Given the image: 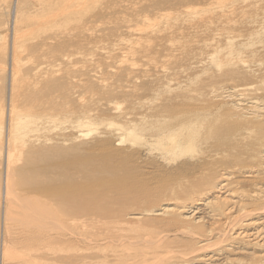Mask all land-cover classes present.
<instances>
[{
  "label": "bare ground",
  "instance_id": "obj_1",
  "mask_svg": "<svg viewBox=\"0 0 264 264\" xmlns=\"http://www.w3.org/2000/svg\"><path fill=\"white\" fill-rule=\"evenodd\" d=\"M117 1L121 0H81L77 4L108 5ZM201 1L214 5L202 19H195L194 15L199 12L194 8L185 12L181 9ZM75 6L76 0H0V151L5 152L0 160V199L4 213L0 239L4 247H9L18 236L55 245L58 240L71 239L81 231L84 235L88 232V236L89 233L116 234V239L106 240L109 244L95 240L91 244L95 247L88 248L87 253L72 246L68 252L49 247L43 254L11 257L9 261L1 254L0 264H264V0H153V8L158 6V10L169 11L153 13L159 21L165 18V31H158L157 27L158 33L143 36L146 32L139 37L132 34L137 27L131 28L132 33L127 27L126 33H121L129 46H137L140 49L136 50L141 53L144 50L146 55L160 41H171L170 50L173 41L180 39L179 43L181 40L187 43L191 32L211 30L214 26L215 36L212 32V40L202 42L206 51L202 48L187 59L189 69L197 70L193 74L180 76V73L178 77L170 71L175 70L170 69L173 63L169 67L164 65L168 61L178 65L175 59L180 56L174 52L175 48L160 55L161 59L153 53L147 54L148 59L141 58V53L135 51L139 53V62L130 61L129 69L123 67L128 66L129 58L125 56L123 61L124 54L119 57L121 52L118 53L127 48L116 51L120 60L116 55L114 58L120 61H116L123 67L120 70L124 69L121 71L123 82L125 79L129 83L137 66L144 78L139 85L136 81L117 83L123 94L127 86L137 92L135 100L132 97L134 103L130 102L127 91L124 94L130 106L104 105L121 118L118 126L121 137L116 140L121 144L129 141V145L138 144L148 154L149 161L141 159L139 149H124L127 156L120 155L106 134L98 136L93 143H77V136L88 135L83 130L91 131L95 125L91 119L95 108L90 106L85 107L88 109L86 113L84 109L82 117L54 130L62 121H67L65 115L73 108L69 104L73 100L71 90L81 82L77 78V83L73 76L75 48L87 49L97 39L87 37L85 32L80 38L72 31V7ZM61 7L67 8L65 18L36 25L30 22L27 31L20 25L40 12H52L53 17L59 18L55 13ZM120 7L127 13L136 10L133 6ZM179 9L186 16L176 15ZM146 13L139 17L134 13L141 20L139 23L153 18ZM167 19L173 20L169 24L175 23L169 26ZM63 25H69L68 29L63 31ZM94 35L91 36L94 38ZM173 37L177 39L171 40ZM130 50L124 53L129 54ZM133 57L129 60H134ZM142 59L148 61L141 63ZM121 62L127 63L121 65ZM145 66L146 72H143ZM147 66L151 68L148 71ZM66 131L69 139L65 138ZM16 152L23 158L18 166L13 158ZM120 157L125 161L123 167L114 164ZM134 159L140 162V169L129 162ZM36 160L42 162L39 168L31 165L32 171H23L30 170V166H25ZM75 167L83 168V174L88 169V174L90 171L106 173L107 176H102L108 178L107 184L112 187H116L120 175H131L133 179L128 178L124 192L130 198L135 197L137 205L134 203L131 211L126 209L128 206L115 207V213L106 216V213L102 215L105 207L97 200L94 203L88 196L71 200L65 185L61 186L63 189H52L57 187V176H73L71 169ZM74 172L78 178L82 175L80 171V175ZM13 179L28 191L23 199L27 200L28 207L26 210L22 207L24 211L18 213L14 222H7L5 210L10 208L14 195ZM79 179L81 183L85 180ZM87 181L90 182L86 178L84 183ZM155 189L158 196L152 197L150 192ZM131 230H136L135 240L131 239L134 245L126 239V244L118 243L119 235L129 234Z\"/></svg>",
  "mask_w": 264,
  "mask_h": 264
},
{
  "label": "rangeland",
  "instance_id": "obj_2",
  "mask_svg": "<svg viewBox=\"0 0 264 264\" xmlns=\"http://www.w3.org/2000/svg\"><path fill=\"white\" fill-rule=\"evenodd\" d=\"M79 1H81V0H76V6H78L77 2H79ZM152 1L153 0H121V1H117V2H115L113 4H108V5H105L104 3H100V4L97 3L95 5H93V4H87L85 6H78V7L75 6V8L72 7V10H73V13H74V15H73L74 16V19H73L74 22L70 26V27L73 28L72 31L74 33H76L78 35V37L80 36V38L83 37L82 34H83V32H85V34L87 33V35H88L87 37H89V35H90L91 39H94V40L96 38L97 39H96V44L95 43H92V44H95L94 46L92 44L90 46L88 45V48H89V49L87 48L88 51H87V49H86L85 46H84V49L80 48L81 46L80 47L78 46L79 47L78 50L75 48V50L77 51V53H75V55H74V62H75L76 70L73 73L74 74L73 76H75L76 82H77V78H78V82L79 81H81V82H80V85L79 86H77V87H75V89L71 90V91H73V94H71V96L73 97V100H70V103L69 104H71L72 105L71 108L72 107L73 108H72V110H70L71 112L69 111L67 113L69 116L67 114L65 115L66 116L65 119H67V121H65V122L62 121L60 124L57 123L59 125H57L56 126L57 128H54V130L57 129L56 131H58L59 130L58 128H60V127H67L68 126L67 125L68 124V121H71L72 119H75V118L82 117L83 114H85L86 113V110L88 109V108L85 109V107L86 106L87 107L90 106L89 108H91V107L92 108H95V110L93 111L94 113L92 112V114H91V116H92L91 119H92L93 122H95V125L93 126V129L94 130L93 129L91 131H88L87 129L83 130L85 133L87 132L88 135L77 136V138L79 139V140L77 139L78 140L77 143H83V142L93 143L92 141H95L98 138V136H99V138H101V137H104L105 136L104 134H106V136L109 135L108 137L111 138V139L109 138L110 140H108L109 143L112 144V146H113L114 149H116V152H118L117 150H119L120 155L127 156V155H125V153H123V150L124 149H127V150H131L132 149L133 151L134 150L137 151L139 149L138 151H139V154H140L141 159L144 160V159H147L148 158V154L145 153L144 151H142L138 147V144L131 143V144H135V145H129L130 144V141L127 142V143L124 141L125 143H122L121 144V142H119L118 140H116V138L118 136L121 137V135H120L121 134V130L119 131V127H120L119 125L121 124V118L118 115L116 116V113H114L113 110H110V109L106 108L104 104H107V103L108 104H112V105H115L116 104V105L122 106V108H124V107H127V105L130 106L129 105L130 102H133L134 103L135 96L138 95L136 91L134 92V90H133L134 87L133 88H132V86H130L131 88L128 87V86L125 87L126 89L125 88L123 89L124 90V94L127 91V93H129V95H127V96H129V97L131 96V98H130L131 100L129 102L127 100V97L124 96L123 91L121 89H119L118 88V85H117V83H119V82L122 83L123 82V78H124L123 76H121V71L124 70V69H121L120 70V68L128 67V69H129V65L131 64L130 61H134L132 63L139 62V58H138L137 55H139V53H141L140 52L141 50H139V51L136 50V49H140V48H136L137 46H134L133 44H131V45L134 46V49H133V47H131V45L129 46L128 44H130V43H128V42H126L124 40V38H126V37L123 38V36H121V33L124 32V34H125L126 31H124V30L127 27L129 28V30L131 28L133 29V28L137 27L135 29L138 32L136 30L133 31L132 29L129 32L132 33L131 31H133L132 34H134L135 36H139V37L142 36L141 35L142 33H146V32H147V34H143V36H145V35L147 36L149 33L151 34L152 32L154 34V32L157 29H158V31H160L162 29L165 31V29L163 28V25L166 23L165 22L166 21L165 18L164 19L162 18L163 21L160 19L162 21L161 22V21H159V18L157 20L154 15L157 13V12L155 13V10L158 11V13H159V11H162V13L164 11L165 12H169V11H166V10H158L157 9L158 6H157L156 9H155V7L153 8L151 6ZM205 2L202 3V1H201L200 4H196L197 6L196 5H193V7H191V6L188 7V8L183 7L181 9L182 10L185 9L184 10V12H185V11H187V9H188V11H191L190 9L194 8V9H196L195 12L197 11V12H199L198 14H200V15H198V14L194 15L196 17L195 19H197V18L198 19H202V18L208 16V14L210 13V10L209 9H214L213 8L214 5H210V4L207 5L206 4L207 2L206 3ZM120 6H133L136 10L134 11L131 8L130 10H132V12L133 11L134 12L133 13L132 12L131 13H127L129 11L126 12L125 9H123L125 11L121 10L120 9L121 8ZM181 9H179L178 12H175L176 15L178 13H181ZM66 12H67V8L66 7L59 8V10H57V12L55 13L59 18L53 17L54 13H52V12H40V13L36 14L35 16H33L34 19H32L33 17L28 18V19H32V20H23V21H21V24L20 25L23 24V27H24L23 29H25V31H27V28L29 27L30 22H34V25H36V24L45 23V22L51 21V20H57V19H60V18H63V17L65 18L66 15L68 14V12L67 13ZM184 12L181 13V14L184 15ZM134 13L139 14L138 17L142 13L143 14H145V13L146 14H150L148 16L152 17L151 15H153V18L148 19L149 20V23L147 22L148 20L147 21L142 20L144 23H142V22L139 23V21H141V20H139ZM153 13H155V14H153ZM130 16H132V18ZM178 16H181V15L179 14ZM184 16H186V15H184ZM172 17H170V18H172ZM136 18L138 19L137 20V22H138L137 24L139 26L142 25L141 26V31H140V29H138L139 26H137V24H136V21H135ZM172 19L171 20L170 19L169 20L167 19L168 20V24H169V21L170 22L173 21ZM155 21H157V22H155ZM133 22H135V25H134ZM145 22H147L148 24L145 23ZM174 23H175V21H174ZM174 23H170V24L173 25ZM170 24H169V26H170ZM68 26L69 25H67V26H64L63 25V27H62V28H64L63 31L67 30L68 28L66 29V27H68ZM129 26H132V27H129ZM165 26H167V24ZM213 27H211L212 28L211 30H207V31L206 30H199V32H197V33L191 32V34L189 36L190 39H188L187 43H186V41L184 42V40L183 41L181 40L182 43H179L180 42V39H178L179 42L177 41L179 44L177 42H174L173 41L172 42L173 45L170 43L171 46H172L170 48V50H169V46H170L169 45V42H171V41H169V40H164L162 42L160 41V43L157 44L153 48V50H152L151 53L150 52H145L146 55H143V51L144 50H142V53H141L142 56L141 55L140 56H141V58L144 57V56L147 57V54H151L152 55V53H153V54H156V55L158 54L159 57H160V59H161L162 58L161 56L165 55V53L167 54V51L168 50H169V52H173L172 50L175 48L174 49V52L178 54V57L179 56L180 57L183 56L181 58L179 57V59L178 58L175 59L178 62V65L177 64L175 65V62H172V61H168V63L166 62V64H164V63L163 64L165 66L168 65L167 67H169L173 63L171 65L172 67H170V69L171 68H175V70L173 69L175 73L173 72L172 69L171 70L169 69V70L173 74H176V76H178V77L184 76L186 74L187 75L193 74L194 72H197V70L196 69L195 70H192L191 68H190L191 70L189 69L188 64H187V59H188L189 55L192 57L193 53H196L197 52V54H198L199 51L202 50V48H203V50L206 49V48L203 47L204 43L202 44V42L205 41L206 39L208 41V39H210V38H211L210 41L212 40V35L214 33L213 32L214 31V28ZM62 28L60 30L61 32H63L62 31ZM167 28H166V30H172L173 29V28H170V29H167ZM146 30H148V31H146ZM163 30H162V32H164ZM31 31H33V30H30L29 33H32ZM135 31H136V34L134 33ZM158 31H156V32L158 33ZM94 33H96L97 36L94 35V38H93L92 36H93ZM130 33H128V34L130 35ZM198 33H200V34H198ZM124 34H122V35H124ZM131 35H130V37H131ZM214 36H215V33H214ZM80 38H79V41H80ZM176 39L177 38L173 37L171 40H176ZM82 40H83V38L81 39V42L83 44V41ZM94 40H92V42H95ZM183 42L186 43V44H184ZM176 43H177V45H176ZM175 45H176V47H175ZM128 47H129V49H128ZM122 48H127L128 50L126 49V51H118V50H122ZM130 48H132L133 50H130ZM79 49H81V50H79ZM184 49H186V50H184ZM192 49L195 50V51H192ZM129 50L131 51V53H129L130 55L129 54H126V53L129 52ZM180 50H181V52H180ZM116 51H118V53L121 52V53H119V57H121L122 54H124L122 56V60L125 59L124 58L125 56H127L129 59H131L133 57V53L135 51L136 52L138 51L139 53L138 54L136 52L134 53L135 54L134 55L135 57H133L134 60H129L127 58L128 59V66L126 64L127 62L122 64V62L124 60L123 61L121 60L122 61L121 62V65L126 64V66L124 65L122 67L119 64H117V62L118 63L120 62L119 61L120 59L117 57L118 53H116ZM182 51L184 52V54H183ZM204 51H206V50H204ZM124 52H126V53H124ZM187 54H188V56H187ZM85 55H87V56H85ZM115 55L117 57V58L116 57L115 58L116 59H119L118 61L114 58ZM157 56H154V57H157ZM111 57H113L112 59L113 60L115 59V61H113L112 59H110ZM159 57H157L156 59L159 60V61H162V60L159 59ZM191 57H189V59ZM83 58H85V59H83ZM255 58H256V60H254ZM255 58L253 59L254 62L257 61V58H259V56L258 57H255ZM137 59H138V61H136ZM146 59H148V57ZM146 59H142L140 62L141 63L142 62H147L148 60L146 61ZM114 62H116V63H114ZM160 64H161V62H160ZM117 65H119V66L117 67ZM178 66L181 68V72H179L180 69H179ZM186 66H187V68H186ZM132 67H134V65ZM147 67L149 68V69H147V71L151 69L149 66H147ZM134 68L136 69L135 71H137L138 66H137V68L136 67H134ZM145 68H146V66L144 67V70L145 71L143 70V72H146V69ZM113 69H114V71H111ZM132 69H130V70L132 71ZM138 70H140V72L142 71V69H138ZM135 71L132 73L133 74L132 75L133 77L130 76L129 79L126 78V79H128L129 83L125 79H124V82H127L128 84H131L134 81H136L134 83L136 85H139V83L143 80L144 77H142L143 74L140 75L138 71H137L138 73L137 72L135 73ZM113 73H115V74H113ZM180 73H182V74L179 76ZM137 74H139V75H137ZM96 75H97V77H94ZM136 76H138V77L136 78ZM202 76H204V75L202 74ZM119 79H122V80H119ZM115 86H117V87H115ZM127 88L128 89L130 88L129 89L130 91ZM133 92H134V94H133ZM165 96H166V94H165ZM132 97L134 98V100H133ZM74 101H75V103L73 104ZM84 109H85V113H84ZM110 123H112V124H110ZM58 126H60V127H58ZM33 133H36L37 134L38 131L37 132H33ZM39 133L43 134L42 131H40V130H39ZM67 133H68V136H66L65 138L66 139H69L70 138V136H69L70 134H69V132H67ZM35 136H37V135H35ZM39 136H40V134H39ZM126 141H128V140H126ZM67 142L69 143V141H67ZM3 152H4L3 150H2V152L0 151V160L2 159V157L5 154V152L4 153ZM16 153H17V155L14 154L16 156H13V158L15 157L14 158V161H15L16 165L18 166L19 164H22L23 158H22V156L20 154L18 155V152H16ZM143 153H145V154H143ZM119 159L120 160L118 161V158H116V162L114 161L115 162L114 164H117V165H120L121 167H123L124 164H125V161L123 162L121 160V157ZM148 159H147V161H149ZM114 160H115V158H114ZM129 160H130V158H129ZM129 162H131L133 165L137 166L140 169V162L138 163V161L136 159L131 160ZM33 163H35V165ZM36 163H38V164H36ZM40 163H42L40 160H38V162L36 160V161H34L32 163H28L27 166H25V167H28L29 168V166H30V170H28L26 168L23 171H32L33 169L31 168L32 167L31 165H33V168H39L41 166ZM144 163L145 162H142V164H144ZM87 168H88V166H87ZM82 169L83 168H79V169L76 168V167L75 168H72L71 170L73 172V176L71 174L72 173L71 171H70L71 172L70 173L71 174L70 176H66V175L57 176V178H56V180H57V187L52 186V189H55V188L63 189V187H64L63 185H65V189L64 190L66 191L67 194H69L70 197H72L71 200H73V198L75 199V198H78V197H79L78 200H80V199L86 198L87 196H88L87 198L88 199L90 198L91 200H93L94 203L97 200L98 201V202L96 201L97 203H99L101 206L103 205L105 207L103 209V211H105V212L102 211L103 212L102 215H106L107 214L106 216H109V215H112L113 213H115L114 212V211H116L115 207L116 208H120V207H126V206H128V208L126 207V209L129 210V211H131L130 209H133L134 206L137 205L136 204V201L137 200L135 199V197H131L130 198V196L128 195V193L127 192H124L125 191V186L129 182L128 181V178L130 177L129 178L130 180L133 179V177L130 174H129L130 176H128L127 173L126 174H123V175H120L119 176L120 177V181H118V184H117V185H119V183H120V186L117 187V185H115L116 187H112L111 185L110 186L108 185L110 183V182H107V181H109L108 178L107 177H103V176H107L106 173H103L102 172V174H103V176H102V174L100 173L101 171H97L96 172L97 174L94 171L93 172L95 174H93V172L90 171V173L88 174L87 172H89V169L86 170L84 168L83 171L86 170V172H85V174H83ZM73 170L74 171H77L76 174L78 173L79 175H80V172H81L82 175H80L79 178L82 177L85 180H86V178H88L90 182L87 181L88 182V183H86L87 185L84 183L85 180L82 181L83 183L79 182V180L81 181V179H79L77 176L74 175L75 172ZM86 173L89 176L86 177ZM67 174H69V173H67ZM94 176H95V179H94ZM62 177H63V179H62ZM100 177H101V179H100ZM69 178H71V179H69ZM56 180H54L55 183H56ZM71 180H73V183H72ZM58 181H59V184H58ZM67 181H68V183H67ZM76 181H77V183H76ZM124 181H125V183H124ZM18 182L19 181H14V179H13L12 188H13V191H14V195H12V197H11V203H10L11 206H9L10 208H8L9 211L8 210H5V216H7L6 217V220H8L7 222H14V220L18 218V213L21 212L23 210V208H24V210H26V208L28 207V205L26 204V203H28L27 200H23V199H25V197H27V195L24 194V193H26L28 191L25 192L24 191V189H25L24 186H23L24 189L21 188V186L23 184L20 186V184ZM74 182H75V186L76 187L73 186L74 185ZM16 183H18L19 185L16 184ZM89 183L91 185H88ZM121 184L123 185V188L124 189L121 188L122 187ZM69 185H70V187H69ZM61 186H63V187H61ZM77 186H78V188H77ZM80 186L85 187V188H82ZM14 188L16 189V191H15ZM66 188H68V190H66ZM81 188H82V190H81ZM87 188H89V189H87ZM18 189L20 191L22 189L23 191H21V193H20V191ZM100 189H101V192L98 191ZM76 190L78 192L80 190L82 192L85 191V193L83 192L84 193V196H83V193L80 191L82 193L81 196L83 198L80 197V194L81 193L80 192L78 193ZM89 190H91V192H88ZM116 190H118V191H116ZM156 191L158 192V189H155V191L152 190V192H150V194H151L152 197L158 196V193ZM76 192H77V195H76ZM104 193H105V195H104ZM111 193H113V194H111ZM88 194H90L91 196H89ZM97 194H99V195H97ZM92 196L93 197L95 196V198H93ZM126 198H127V200H126ZM132 199H134L135 201L132 200ZM131 201H133V202H131ZM134 203H135V205H134ZM21 204L24 205V206H22ZM130 204H131V206H130ZM16 206H17L18 209H16ZM103 206H102V208H103ZM1 207H3V206H1V199H0V212L3 210V208H1ZM138 208L139 209H144L145 206H138ZM19 209H20V211H19ZM3 214L4 213L2 211V213H0V216H1L0 221L3 219V216H2ZM40 220H42V219H39V221ZM2 231H4L3 221H1V223H0V236H2V234H1V233H3ZM135 231L136 230H131V231H129L130 232L129 234H126V233L120 234L117 239H120L121 242L119 240H117L118 243H122L123 242V244H126L127 242H125V241H129L130 242L129 244L133 246L134 243H135V241L132 242L131 239L134 238V240H135V235H134L135 234ZM82 233H84V232H82V231L81 232H78V235H76L74 237H70L71 239H67V240L64 239L62 241H59L58 240V242L55 245H53L52 243H50L48 245V244H45L44 241H42V242L41 241H32V239H30V238L28 239L26 237H20V236H18L17 239L13 240V243L9 247L8 246H5L4 247V245L2 244V240H1L2 237H0L1 238L0 239V243H1L0 244V252H1L0 253V258H1V254L2 255L5 254L7 261H9L11 257H16V258L19 257L20 258V256H25L26 254L27 255L28 254H30V255L31 254L32 255H34V254H43L44 252H46L49 249V247H52L54 249L56 248V250H58V251L68 252V251H70L72 249V246H73V247L78 248L80 252L87 253L86 251H88V248H90L92 246L91 244L95 243L94 242L95 240H98L99 241V239H100V241H101L100 243L103 242L105 244H107V243L109 244L111 242H107L106 240L109 241V240H112V239H116V238H114L116 236V234H95L94 235L93 233H89L90 235L88 236V232H85V235L82 234ZM80 235H81L82 238L79 237ZM86 235H87V237H86ZM67 236H69V235L67 234L66 237ZM19 239H21V240H19ZM89 239H90V241H89ZM124 239H126V240L124 241ZM91 240H92V242H91ZM87 246H89V247H87ZM39 247H41V248L40 249H37ZM92 247H95V246H92ZM95 249H93V250H95Z\"/></svg>",
  "mask_w": 264,
  "mask_h": 264
}]
</instances>
